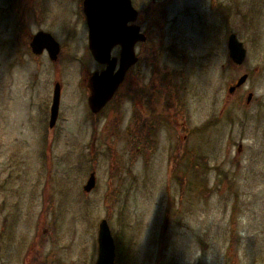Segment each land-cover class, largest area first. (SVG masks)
Segmentation results:
<instances>
[{"label": "rangeland", "instance_id": "obj_1", "mask_svg": "<svg viewBox=\"0 0 264 264\" xmlns=\"http://www.w3.org/2000/svg\"><path fill=\"white\" fill-rule=\"evenodd\" d=\"M81 2L36 0L21 25L0 6V264H96L102 220L117 264H264V0H132L147 40L98 115L85 80L103 67ZM27 30L55 39L57 61L32 55ZM150 89L170 121L148 119Z\"/></svg>", "mask_w": 264, "mask_h": 264}, {"label": "water", "instance_id": "obj_2", "mask_svg": "<svg viewBox=\"0 0 264 264\" xmlns=\"http://www.w3.org/2000/svg\"><path fill=\"white\" fill-rule=\"evenodd\" d=\"M83 12L88 27V49L94 61L105 66L101 72L88 75L85 80L88 106L93 115H98L112 101L126 74L138 63L135 48L146 42V36L136 25L139 13L134 9L131 0H84ZM229 57L236 65H242L246 59V50L237 37L228 38ZM31 48L36 56L47 52L49 59L57 61L61 52L60 45L48 33L39 32L34 37ZM119 48V56L112 57V51ZM248 80V75L241 76L237 83L229 88L233 94ZM61 84L56 83L53 89V101L50 109L49 128L57 123L60 103ZM252 95H249L248 102ZM96 174H90L83 190L91 193L96 188ZM116 245L110 226L102 220L98 226V258L96 264H115Z\"/></svg>", "mask_w": 264, "mask_h": 264}, {"label": "flooded vegetation", "instance_id": "obj_3", "mask_svg": "<svg viewBox=\"0 0 264 264\" xmlns=\"http://www.w3.org/2000/svg\"><path fill=\"white\" fill-rule=\"evenodd\" d=\"M83 3H84V0H81ZM82 2H81V6H82ZM0 6H1V11H2V15L3 16H9V14L12 12V15L16 13V15L18 16L19 18V21H20V25L22 24L23 22V19L26 18L27 20H29L30 22H36V0H0ZM136 9V8H135ZM137 10V9H136ZM84 13V12H83ZM139 20H140V17H138V20L136 22V24L139 23ZM85 21H86V18H85ZM87 23V22H86ZM140 27V26H139ZM140 31L141 33L142 30H141V27H140ZM39 32H44V31H38L37 33ZM36 32L34 34H32L31 36V33L30 31H26V37H31V41H30V44H29V50L31 51L32 55L36 57V55L33 53L32 51V48H31V43L34 39V37L36 36L37 34ZM44 33H47V32H44ZM119 49V48H118ZM44 53H47L46 51ZM43 53V54H44ZM42 54V55H43ZM48 55V54H47ZM41 56V55H40ZM49 57V56H48ZM231 61V64L235 67V68H239V67H242L246 61H244V63L242 65H236L235 63L232 62V60L230 59ZM100 65V64H99ZM103 67L102 70L100 71H96V72H101L105 69V66L103 65H100ZM131 71V70H130ZM129 71V72H130ZM129 72L127 73V75L129 74ZM126 75V77H127ZM126 80V79H125ZM236 84V82L234 83V85ZM244 86V85H243ZM243 86H241L240 88L236 89L235 93L238 92ZM160 87V86H159ZM121 88V87H120ZM120 90V89H119ZM118 90V91H119ZM118 93V92H117ZM116 93V94H117ZM234 93V94H235ZM155 95H158V98H160L161 94H160V91L157 89L155 92H153L152 89L149 90H145V97L147 98V101H148V105L150 107V118H153V115L152 112H151V105H152V102L154 100V96ZM233 95V94H232ZM116 96V95H115ZM165 96V95H164ZM134 97V96H133ZM136 98V97H135ZM166 100V99H165ZM168 101H165V103H167ZM169 104H166V106H168ZM165 106V105H164ZM165 106V107H166ZM167 108V107H166ZM163 117V118H162ZM156 119L158 121H162V119H167L170 121L169 117L167 116V109L165 110H161L159 112H157V117Z\"/></svg>", "mask_w": 264, "mask_h": 264}, {"label": "trees", "instance_id": "obj_4", "mask_svg": "<svg viewBox=\"0 0 264 264\" xmlns=\"http://www.w3.org/2000/svg\"><path fill=\"white\" fill-rule=\"evenodd\" d=\"M131 99H132V101L134 102V97L131 95ZM148 109H150V107L148 106ZM156 109H157V106L155 105V104H153V106L151 105V112H152V114H154L153 115V118H150L151 120H153L152 122L153 123H157L158 122V120L156 119V117H157V111H156ZM149 114H150V112H149ZM147 115V114H146ZM162 121H166V122H168L167 120H162ZM152 122L150 123V124H148V123H146V124H144L143 126L142 125H140V126H142L141 128H140V131H141V134L143 133L144 134V137H142V136H140L142 139H143V142H145L146 143V141H149V138L147 139V138H145V136H147V135H149L150 133L148 132V127L149 126H151L152 125ZM139 128V127H138ZM136 129H137V127H136ZM150 145V144H149ZM115 241V240H114ZM119 237L117 238V244H115L116 245V257H117V259H116V262H115V264H117L118 262H119V260H120V253H121V250H120V248H119Z\"/></svg>", "mask_w": 264, "mask_h": 264}, {"label": "bare ground", "instance_id": "obj_5", "mask_svg": "<svg viewBox=\"0 0 264 264\" xmlns=\"http://www.w3.org/2000/svg\"><path fill=\"white\" fill-rule=\"evenodd\" d=\"M131 1H132V0H131ZM132 4H133V3H132ZM133 7H134V6H133ZM134 9H135V8H134ZM135 10H136V9H135ZM136 11L138 12V10H136ZM138 13H139V12H138ZM138 17H139V16H138ZM136 25H137V24H136ZM142 34H143V33H142ZM146 40H147V39H146ZM139 44H143V43H139ZM139 44H137V45H139ZM115 49H116V48H115ZM119 50H120V49H119ZM135 50H136V48H135ZM113 51H114V50H113ZM113 51H112V52H113ZM119 52H120V51H119ZM136 55H137V54H136ZM246 55H247V53H246ZM112 57H113V56H112ZM137 57H138V56H137ZM138 62H139V57H138ZM137 64H138V63H137ZM137 64H136V65H137ZM136 65H135V66H136ZM135 66H134V67H135ZM132 69H133V68H132ZM126 75H127V74H126ZM126 78H127V77H126ZM126 78H125V79H126ZM125 81H126V80H125ZM125 81H124V82H125ZM236 83H237V82H236ZM123 84H124V83H123ZM123 84H122V85H123ZM122 85H121V86H122ZM244 85H245V84H244ZM121 86H120V87H121ZM232 86H234V85H232ZM232 86H231V87H232ZM242 86H243V85H242ZM86 87H87V86H86ZM119 89H120V88H119ZM117 92H118V91H117ZM234 93H235V92H234ZM234 93H233V94H234ZM115 95H116V94H115ZM231 95H232V94H231ZM114 97H115V96H114ZM113 99H114V98H113ZM113 99H112V100H113ZM109 103H110V102H109ZM109 103H108V104H109Z\"/></svg>", "mask_w": 264, "mask_h": 264}]
</instances>
